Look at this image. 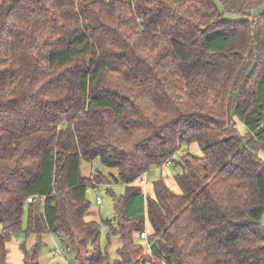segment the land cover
Wrapping results in <instances>:
<instances>
[{"label": "trees", "instance_id": "obj_1", "mask_svg": "<svg viewBox=\"0 0 264 264\" xmlns=\"http://www.w3.org/2000/svg\"><path fill=\"white\" fill-rule=\"evenodd\" d=\"M260 151L264 0H0V264L21 231V264L47 233L79 264H264ZM163 164L178 192L143 194ZM95 186L116 211L104 247Z\"/></svg>", "mask_w": 264, "mask_h": 264}, {"label": "rangeland", "instance_id": "obj_2", "mask_svg": "<svg viewBox=\"0 0 264 264\" xmlns=\"http://www.w3.org/2000/svg\"><path fill=\"white\" fill-rule=\"evenodd\" d=\"M191 150L194 152V149L191 145ZM174 160L179 159V153L173 156ZM169 166V169L172 173L178 172L175 168H172L173 166L166 164ZM163 164L162 166L154 167L152 170H150L148 173L155 170V172L152 173L150 176V179L148 180V173L143 174L141 177L142 180L145 182L152 183L155 181V179H158L161 177V169L159 168L166 166ZM180 167V166H179ZM181 168V167H180ZM80 169L82 175L89 176L93 172H102L104 175H109L113 172V169L105 167L101 164V162L98 159H94L92 161H86L84 159L81 160L80 163ZM179 169V168H178ZM154 173H156L154 175ZM165 184H168V186L172 190H177L175 185L171 183L170 179H166ZM113 191L116 195H120L124 192V186L122 184H113L112 186ZM105 186L101 187H90L86 193L87 199L89 200L90 207L94 208L98 212V220L100 219V223L102 224V233H101V246L104 247L106 244L105 239V233L107 230V226L105 225L104 221H113V225L115 222V210H114V200L112 196L106 191ZM96 196H99L101 198L102 203L100 205L96 204ZM262 222L264 223V216L262 218ZM24 223L26 225V219H24ZM25 227V226H24ZM25 230V228H23ZM41 241L43 242V245L41 247L40 253H39V264H79L73 253H70L71 251L66 250L65 252H62L64 250V243H62L55 235L51 233H47L41 236ZM36 242V238L34 235L26 236L24 231L18 232L9 242L8 244V251H9V264H20L17 262L19 260L20 254L22 256V251L20 246L22 244H25L26 247L32 246ZM144 242V241H142ZM119 241L114 238L111 240V243L109 246H107V252L111 259L115 258L116 256V248L119 247ZM62 249V250H60ZM57 252V253H56ZM62 252V253H61ZM61 253V254H60ZM56 254V255H55ZM22 260V259H21Z\"/></svg>", "mask_w": 264, "mask_h": 264}, {"label": "crops", "instance_id": "obj_3", "mask_svg": "<svg viewBox=\"0 0 264 264\" xmlns=\"http://www.w3.org/2000/svg\"><path fill=\"white\" fill-rule=\"evenodd\" d=\"M237 126H238V128H239V130H240V132L242 134L247 132L246 128L240 122H238ZM192 148L194 149V152L199 154L200 149H199V147H198V145L196 143L192 144ZM259 156L264 161V151H260L259 152ZM160 169H161L162 175L158 179H162L164 184H165L166 179H170L171 183H173L175 185V187L177 188V190H178V187L176 186V183H175L174 178H173V173L170 171L169 166H167V165L163 166V167L159 168L158 170H160ZM153 172H155V170H153L152 172L148 173V180L150 179V176L152 175ZM155 174L156 173H154V175ZM155 180H157V179H155ZM166 185L168 186V184H166ZM177 190L175 189L174 191L178 192ZM142 191H143V194H145V195L152 196V197L154 196L153 185H152V183H149L148 181L142 184ZM97 205H99V204H97ZM86 219L89 220V221L90 220H98V212L95 209V207L94 208L90 207L88 209V211L86 213ZM146 231L147 232L150 231L149 225L147 223H146ZM10 240H9V242H10ZM9 242L7 243V247H8ZM141 243L144 245V249H145L144 252L145 251L149 252L148 244H146L145 242H142V241H141ZM19 254H20V257H19V260L17 262H19L21 264L22 256H21V253H19ZM8 259H9V251H8L7 260Z\"/></svg>", "mask_w": 264, "mask_h": 264}, {"label": "built area", "instance_id": "obj_4", "mask_svg": "<svg viewBox=\"0 0 264 264\" xmlns=\"http://www.w3.org/2000/svg\"><path fill=\"white\" fill-rule=\"evenodd\" d=\"M143 182H144V181H143ZM95 187H97V186H95ZM32 200H33V197H32V196H30V197L27 198V201H28V202H30V201H32ZM96 203L99 204V205L102 203L101 198H100L99 196H96ZM140 238L143 239L144 241H147V238H148L147 233H146L145 231H143V232L140 234ZM148 247H149V245H148ZM60 250H62V249H60ZM62 252H64V250H63ZM62 252H61V253H62ZM56 253H57V252H56ZM61 253H60V254H61ZM55 255H56V254H55ZM146 264H149V263L147 262Z\"/></svg>", "mask_w": 264, "mask_h": 264}]
</instances>
